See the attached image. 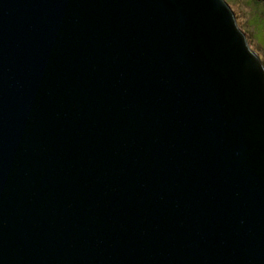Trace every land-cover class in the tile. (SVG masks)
Wrapping results in <instances>:
<instances>
[{
  "label": "water",
  "instance_id": "water-1",
  "mask_svg": "<svg viewBox=\"0 0 264 264\" xmlns=\"http://www.w3.org/2000/svg\"><path fill=\"white\" fill-rule=\"evenodd\" d=\"M0 264H264V68L224 0H0Z\"/></svg>",
  "mask_w": 264,
  "mask_h": 264
},
{
  "label": "rangeland",
  "instance_id": "rangeland-1",
  "mask_svg": "<svg viewBox=\"0 0 264 264\" xmlns=\"http://www.w3.org/2000/svg\"><path fill=\"white\" fill-rule=\"evenodd\" d=\"M230 9L233 10L236 15L238 23L244 28L245 19H247V24L250 27V35L253 37V42L258 48L257 44H260V41H264V18L258 17V14L264 13V10L260 5L251 3L248 8L243 3L246 0H224ZM243 2V3H242ZM235 17V16H234ZM263 32V33H262ZM257 40V41H256ZM257 43V44H256ZM252 47L254 46L251 44ZM259 56L258 58L264 61V42L260 44V47L257 49Z\"/></svg>",
  "mask_w": 264,
  "mask_h": 264
},
{
  "label": "flooded vegetation",
  "instance_id": "flooded-vegetation-1",
  "mask_svg": "<svg viewBox=\"0 0 264 264\" xmlns=\"http://www.w3.org/2000/svg\"><path fill=\"white\" fill-rule=\"evenodd\" d=\"M243 3V2H242ZM251 3H255V4H257V5H260L261 6V8L264 10V2L263 1H261V0H246V2L245 3H243V5H246V7L248 8V6H250V4ZM232 10V9H231ZM232 12H233V10H232ZM233 15L235 16L234 17V19H235V23H236V26H237V28L239 29V31H240V33L242 34V36H244V40H245V42H246V44H247V46L249 47V49L255 54V56H256V58L260 61V63L262 64V66H263V68H264V61H262V60H260L259 58H258V56H259V53H258V51H257V49L260 47V44L261 43H263L264 41H260V44H257L258 45V48H257V46L255 45V43L253 42V37H252V35H250V27L248 26V24H247V19H245V26H244V28L238 23V21H237V19H236V15L234 14V12H233ZM258 17H262V18H264V13H261V14H258L257 15ZM264 32V31H263ZM262 32V33H263ZM263 36H264V34H262ZM257 41V40H256ZM251 44H253L254 46L252 47V45Z\"/></svg>",
  "mask_w": 264,
  "mask_h": 264
}]
</instances>
